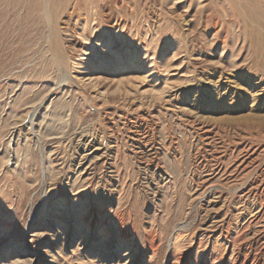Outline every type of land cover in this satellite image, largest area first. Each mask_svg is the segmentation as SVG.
<instances>
[{
    "label": "rangeland",
    "instance_id": "374dc122",
    "mask_svg": "<svg viewBox=\"0 0 264 264\" xmlns=\"http://www.w3.org/2000/svg\"><path fill=\"white\" fill-rule=\"evenodd\" d=\"M30 2L0 0V264H239L210 232L226 197L210 200L264 183V82L231 66L250 54L230 0H120L115 18L108 2L81 0L69 25L68 13L57 23ZM86 22L103 25L86 33L94 43L139 49L134 61L86 56V69H155L143 90L172 78L173 99L127 95L134 84L117 89L104 72L114 93L105 100L64 81L56 47L73 55L67 27L81 33ZM92 146L108 154L84 172Z\"/></svg>",
    "mask_w": 264,
    "mask_h": 264
},
{
    "label": "bare ground",
    "instance_id": "6f19581e",
    "mask_svg": "<svg viewBox=\"0 0 264 264\" xmlns=\"http://www.w3.org/2000/svg\"><path fill=\"white\" fill-rule=\"evenodd\" d=\"M80 1L81 0H31L29 6L32 14H39L41 17L49 18L50 20L52 15L54 17L53 19H55V22L60 21V19H62L61 16L64 13H68V17H67L68 19L66 22L69 25L71 23L76 24V22L74 21L75 18L74 8L81 5ZM104 1L108 2L106 7L109 8V14L107 16L115 18L116 15H114L113 12L117 8V5H119L120 0H104ZM123 1L125 2V0ZM89 5L91 6L89 10L92 12H96L95 20H97L100 7L97 6L96 4H89ZM89 5L87 6V8L89 7ZM203 6L205 5H202V7ZM229 9L231 10L232 16L235 17L234 23L240 25V34L244 36V41L248 44L249 54H250V58L246 57V58H242L241 60L239 58L237 60H232L234 59L233 58L234 55H233L231 59V63H232L231 66L235 69L244 68V70L251 71L253 72V74L256 75L261 73L263 77L260 79V81L264 82V0H230L229 8L227 10ZM206 19H207L206 21L207 23L213 22L214 24H216L215 19L212 18L211 15H208ZM100 25H99L100 27L99 26L97 27H99L100 29L103 28V25L102 24ZM94 26L95 24L91 25L88 22H86L85 24H83V26H81L82 27L81 33L74 32L67 27L66 31L69 33L71 32L75 37V39L68 46H66L68 50L73 51V55L72 54L70 56L63 55V53H60V48L58 46L56 47L57 48L56 56L63 68V71H65L67 75V79L64 81L70 80L71 83L74 84V88L76 90H84L89 94L90 97L92 96L95 98H100L102 100H105L114 93L110 92V87L107 85V83H110L108 82L109 79L99 75L100 72H104L105 74L114 77V79L111 78L112 80L111 82L112 84H115L117 86V89L121 88V86L125 84H134L135 89H132V92L128 91L127 95H130L132 93L130 96H134L135 94H139L141 96L143 95L157 96V98L160 100L168 99V100H163L165 101V103H167L168 101H170L172 97H174L175 94L172 96L169 92H173L174 89L176 88L179 89V86L181 85L176 86L175 83L172 82L173 80L172 78L166 79L164 86L156 84L155 86L154 85L151 86L149 90H143L144 88H146L144 87L146 85L143 84H146L147 82L153 83L154 81H157L156 79L157 77L155 76L154 73L155 69L151 70V69H146L145 67L140 68L137 65H135V67H132L130 61L127 62V65L125 67H123L122 65V68L116 67L114 63L113 66H108V69L98 66H96L95 69H88V68L86 69L85 67L88 66H86V63H84L85 60L84 58H86V56L89 55L96 56V54L98 55L100 52L108 53L111 56L116 57L118 59L123 57L125 58L134 57V59H132L133 61L139 56L138 55L139 49H136V51L134 50L135 52L133 54L131 52L132 47L129 48V50L131 51H129L128 54L126 53L127 50L126 47L124 46L125 44L124 39L121 40L120 48L116 50H115L116 45L111 39L106 41L103 38H100L99 40H97L98 42L94 43V40L86 35V33L89 30H91L92 33L94 30L95 32L98 31L97 30L98 28ZM113 28L116 31L117 36L122 38L124 37V35L120 32H124L125 29H128L126 24L117 21V19ZM193 33L194 31H192L190 35H192ZM94 34L95 33H93V36ZM93 43L95 46L92 49L91 44ZM190 43L193 44V42ZM191 44L190 47L192 46ZM139 46L143 48L141 44ZM182 48L183 46H180L178 50H181ZM97 49H100V51L98 52ZM145 51H146L145 53H147L146 49ZM105 53H101V54H105ZM97 57L98 56H96V58ZM100 60L107 66L108 64L107 61H105L104 59H100ZM248 61H250V63ZM91 64L92 63H90V65ZM150 68H152V65H150ZM167 70L168 69H166V71ZM130 71L132 72L133 76L127 75V73H129ZM120 73L123 75L122 76L118 75ZM168 93L170 95H168ZM91 148L92 149L89 150V153H85L84 155H82L79 161V169L81 170L83 169L84 172H88L90 170V167L92 165L91 163L93 162V160H98L101 157L106 156L108 154V150L102 149L99 146L98 147L92 146ZM152 153H154V151ZM241 167L242 168L240 169L244 170L246 168V163L242 164ZM247 181L248 180H246V183H243L240 189L235 191L237 195H233L232 197H227L218 194V196H216L213 199V201L210 200L211 205L216 206V204H218L219 201H221L222 197H226L224 201H222L223 205L218 209V211L215 214V217L212 218L215 222L211 223L210 226L212 230H210V232H212L215 227L216 230L218 229L220 230L221 232L220 235L224 237L225 240H227V242L225 243L226 245L225 249L227 252L230 251L232 252L233 258L232 257L231 258L234 260L235 263L264 264V183L257 185V188H255L256 190H254L253 185L255 183L249 185ZM254 206H256L255 209ZM223 208L227 209L224 216H222L220 213L223 210ZM208 217H212L211 214H209ZM210 226H208L205 229L206 232ZM232 232H234L235 234H232ZM230 235L233 236L231 237L232 239L231 241L228 240V238H230Z\"/></svg>",
    "mask_w": 264,
    "mask_h": 264
}]
</instances>
